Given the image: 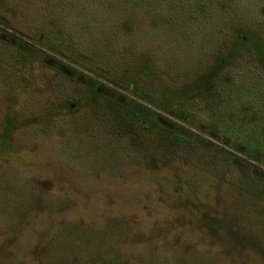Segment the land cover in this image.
I'll return each mask as SVG.
<instances>
[{"label": "rangeland", "instance_id": "1", "mask_svg": "<svg viewBox=\"0 0 264 264\" xmlns=\"http://www.w3.org/2000/svg\"><path fill=\"white\" fill-rule=\"evenodd\" d=\"M235 26L254 30L264 45V0H0V35L49 54L33 53L27 72L8 60L0 66V120L8 112L18 122L10 155L0 153V264H78L101 255L117 264H264V219L234 187L242 168L264 175V94L247 66L235 71L247 84L239 94L183 100L186 118L161 119L214 154L223 152L222 138L238 143L224 145L227 160L216 157L213 167L199 145L154 153L136 127L82 103L51 109L56 82L78 94L98 78L111 92L104 75L119 81L116 96H132L120 77L144 54L163 97L165 83L228 45ZM219 223L238 244L220 241ZM54 230L75 247L51 248Z\"/></svg>", "mask_w": 264, "mask_h": 264}, {"label": "trees", "instance_id": "2", "mask_svg": "<svg viewBox=\"0 0 264 264\" xmlns=\"http://www.w3.org/2000/svg\"><path fill=\"white\" fill-rule=\"evenodd\" d=\"M17 40L16 43H10L5 37L0 35V66H2L3 60H8L16 71L23 72L25 70L27 72L34 60L33 53L37 54L40 58L43 57L42 55H49L44 49L39 48L37 44L35 45L33 41L21 38H17ZM24 45L32 47L33 50H29V48L22 49L21 46ZM3 47L8 49L4 50L2 49ZM47 50L57 56L62 54L50 46H47ZM53 58L58 59L57 57ZM149 59L144 54L134 63L125 65L123 68L124 72H122L120 79L123 80L122 83L125 84V89L132 96L124 97L123 100L116 96L115 92L117 91L115 86L120 85L119 81L107 78L104 75L103 78L108 80L111 85L113 84V88L109 89L111 92L105 91L106 85L98 78H94L93 82L84 85L81 83L83 88L78 94L64 92L62 84L56 82L57 86L52 85L51 87V94L54 96V100L52 101L55 103L51 109H54L53 111H75L82 103L84 106L95 110L96 116L98 114H107L115 122L126 124L133 129L136 127L139 133H143L148 137V142L154 144V153L160 149V151L169 150L171 153L180 154L182 150H195L193 146L199 145V143L186 137L179 129L175 128V123L171 120L169 121L171 124H165L161 119H165V114L178 116L183 119L186 118V110L184 111L183 106L180 105L181 101L196 99L197 96L203 94H210L219 100L225 97H234L235 94L241 92L244 85H247L241 78L242 75L240 74L242 71L235 74V71L245 66L249 68L251 75H258L259 77L258 80L254 79L260 84V88L256 91V94H264V45L252 29H242L235 26L232 40L228 45L223 44L222 47L217 48L212 56V60L201 69L191 73L183 72L178 79L165 83L163 88L165 95L163 97L162 93L158 94L160 92L158 89L162 84L160 74L155 71L156 69L150 64ZM41 63L47 67L53 66L43 61ZM56 71L66 79L79 82L68 72L60 69H56ZM251 93L252 91L247 92V96ZM141 102L153 107V109L151 108L152 110L150 109L152 114L142 111V106L144 108L147 106ZM16 117L15 114L7 112L0 120V153L8 151L10 147L12 148L10 137L18 124ZM221 142L220 148L223 152H218L217 154L212 152L209 145H199L202 148L204 163L206 162L213 167L217 164L216 157L221 156L222 159L227 160V155L224 152L228 153L230 150L224 148V145L233 146L234 148L239 147L238 143L235 141L231 142L226 138H222ZM7 153L9 156L10 152L8 151ZM252 158L256 157L252 155ZM241 170L244 173L236 177L239 180L235 181L234 187L240 195L246 194L250 204L254 205L253 214H259L264 219V175L253 172L252 169L246 170L242 168ZM215 228L220 241L225 245L232 247V243L233 245L234 242L238 244L236 239L235 241L233 240L234 233L230 232L223 223H219ZM63 234L64 232L55 230L52 232L50 238L52 242L50 243L51 248L67 252V249L75 247L73 241L67 242V236ZM58 235L63 236L59 237L58 240ZM118 262L114 261L109 255H101L92 257L82 256L78 264H117ZM47 264H57V262L53 261Z\"/></svg>", "mask_w": 264, "mask_h": 264}, {"label": "water", "instance_id": "3", "mask_svg": "<svg viewBox=\"0 0 264 264\" xmlns=\"http://www.w3.org/2000/svg\"><path fill=\"white\" fill-rule=\"evenodd\" d=\"M71 105H72V103H71Z\"/></svg>", "mask_w": 264, "mask_h": 264}]
</instances>
